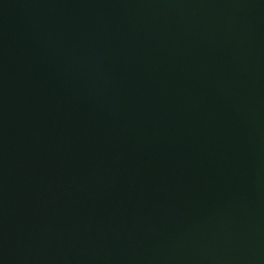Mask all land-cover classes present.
I'll list each match as a JSON object with an SVG mask.
<instances>
[{"label":"water","instance_id":"water-1","mask_svg":"<svg viewBox=\"0 0 264 264\" xmlns=\"http://www.w3.org/2000/svg\"><path fill=\"white\" fill-rule=\"evenodd\" d=\"M0 264H264V0H0Z\"/></svg>","mask_w":264,"mask_h":264}]
</instances>
